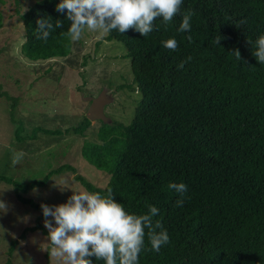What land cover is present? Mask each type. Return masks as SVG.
Listing matches in <instances>:
<instances>
[{"label": "trees", "instance_id": "16d2710c", "mask_svg": "<svg viewBox=\"0 0 264 264\" xmlns=\"http://www.w3.org/2000/svg\"><path fill=\"white\" fill-rule=\"evenodd\" d=\"M57 3L36 0L20 13L24 28L20 52L28 60L70 54L72 41L61 35L70 21L67 10H55ZM189 12L191 31H177ZM44 17H50L53 25L57 20L63 23L47 41L36 38V21ZM261 35L264 0H183L174 19L165 26L162 17L157 18L147 37L131 29L104 36L126 47L141 98L128 124L100 121L96 133L100 142L82 145V157L109 175L107 184L101 188L80 174L74 178L86 191L104 197L111 188L129 214H144L148 205L159 209L153 221H161L170 243L158 253L150 251L146 234L139 264H264V64L252 55ZM169 38L177 40L176 51L163 47ZM236 49L241 60L232 52ZM189 56L191 61L178 69ZM0 96L11 102L15 136L22 140V124L13 114L18 99L1 85ZM89 126L84 116L64 133L83 134ZM37 131L62 133L35 127L30 136ZM64 169L76 172L65 164L25 184L0 175V181L13 186L19 201L40 211L27 230L47 235L39 222L41 206L21 193L44 185ZM180 182L188 192L183 207H176L181 196L168 185ZM16 244L17 240L11 241L9 254ZM91 259L93 264H104Z\"/></svg>", "mask_w": 264, "mask_h": 264}, {"label": "rangeland", "instance_id": "374dc122", "mask_svg": "<svg viewBox=\"0 0 264 264\" xmlns=\"http://www.w3.org/2000/svg\"><path fill=\"white\" fill-rule=\"evenodd\" d=\"M35 1L0 0V85L2 90L17 97L13 114L23 128V139L18 140L14 132L17 123L10 116L11 102L0 96V175L25 184L42 179L61 165L74 167L75 173L64 169L52 174L44 185L21 193L40 206L42 203L52 206L65 203L72 195V188L86 191L75 180V174L101 188L109 180L107 173L81 155L84 142H100L96 134L100 120L90 121L83 134L64 133L83 120L89 98L99 96L104 90L110 98L103 106L109 122L128 124L141 94L132 80L124 44L114 39L104 40L98 33L86 30L79 41L72 42L71 52L65 57L37 61L25 58L20 52L24 28L19 15ZM35 127L62 133L37 131L34 137L30 136ZM17 152L25 155L19 164L13 165V155ZM64 180L72 188L61 191L55 182ZM0 200L6 204V210L0 211V264L6 260L10 264H55L45 250L49 247L47 235L26 229L36 223L40 211L19 201L13 186L3 181H0ZM43 220L44 217L39 222L44 227ZM12 240H17V244L9 254Z\"/></svg>", "mask_w": 264, "mask_h": 264}, {"label": "clouds", "instance_id": "9594fccd", "mask_svg": "<svg viewBox=\"0 0 264 264\" xmlns=\"http://www.w3.org/2000/svg\"><path fill=\"white\" fill-rule=\"evenodd\" d=\"M182 3L183 0H59L55 10L60 13L67 10L66 19L70 21V26L61 35L77 42L86 30L98 33L100 38L114 30L124 34L130 29L147 37L153 32L157 18L162 17L167 26L179 13ZM191 19L192 13L184 14L177 31L190 32ZM36 24V38L44 41L54 28L63 27L60 20L53 25L50 17L40 18ZM188 39L191 40L190 35ZM220 39L217 38L215 43L219 44ZM248 43L252 42L248 40ZM163 47L176 51L179 45L175 38H169L163 41ZM232 52L237 60H241L239 49ZM252 55L258 64H264V35L257 38ZM191 59L187 57L177 68L182 69ZM24 155L23 152L15 153L13 165L19 164ZM55 185L61 191L72 188L67 180L55 182ZM168 188L180 194L181 198L175 206L183 207L188 186L183 182L169 183ZM72 190L65 203L52 206L41 204L49 244L45 250L55 264H93L92 257L104 264H139L146 234L150 251L158 253L170 243L169 233L161 221H153V217L159 214L157 207L148 205L146 213L134 215L126 212L122 204L114 199L111 188L107 190V197L98 192ZM5 210L6 204L0 200V211Z\"/></svg>", "mask_w": 264, "mask_h": 264}, {"label": "water", "instance_id": "95a60500", "mask_svg": "<svg viewBox=\"0 0 264 264\" xmlns=\"http://www.w3.org/2000/svg\"><path fill=\"white\" fill-rule=\"evenodd\" d=\"M90 105L86 111V118L90 121L100 120L102 122H109L110 118L104 113L103 106L106 102L110 100L109 97L105 96V91L103 90L99 96L90 97Z\"/></svg>", "mask_w": 264, "mask_h": 264}]
</instances>
